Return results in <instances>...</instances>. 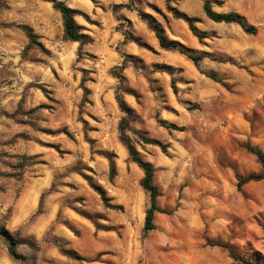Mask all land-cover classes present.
I'll return each mask as SVG.
<instances>
[{"label":"rangeland","instance_id":"1","mask_svg":"<svg viewBox=\"0 0 264 264\" xmlns=\"http://www.w3.org/2000/svg\"><path fill=\"white\" fill-rule=\"evenodd\" d=\"M64 1L93 42L65 38L53 0H0V264H264V180L238 179L263 171L248 146L264 150V0L214 3L255 35L203 0ZM140 13L206 57L163 48ZM118 96L161 190L148 232Z\"/></svg>","mask_w":264,"mask_h":264},{"label":"trees","instance_id":"2","mask_svg":"<svg viewBox=\"0 0 264 264\" xmlns=\"http://www.w3.org/2000/svg\"><path fill=\"white\" fill-rule=\"evenodd\" d=\"M54 7L61 13L62 19H63V25H64V35L65 38L71 41H77L81 42L82 44L93 42L94 39L89 34H86L83 32L84 28L78 24L76 20V16L78 14H81V11L72 8L69 5L66 4L64 0H53ZM204 2V11L208 18L215 22H225V23H237L240 24L243 29L250 34H257L258 28L257 26L253 24H249L246 19L235 12H217L214 10V3H216V0H203ZM220 3V2H219ZM115 7H118L115 6ZM141 17L143 19H148L149 23L151 25V28L156 33L157 38L160 42V45L165 49L170 50H176L179 51L185 55H187L189 58L194 60L195 63L199 64V62L206 57V54H195L192 51H190L188 48H186L184 45H182L177 40L170 39L165 32V29L153 19H151L147 14L140 13ZM176 15L180 18H184L188 21L190 24V27L193 31V33L199 38L204 39L213 36V34L208 33L206 31H201L195 26L196 18H191L188 15L184 13H177ZM150 18V19H149ZM26 32L30 38V44L34 45L36 44V34L33 32L32 28L26 27ZM213 78L219 80L215 75H212ZM84 82L87 80L86 78L83 79ZM175 83V80H174ZM85 92L86 95L90 93V90L88 87L85 86ZM87 97V96H86ZM118 102L120 105V108L125 113V116L122 118L120 123V131H121V138L124 142V144L127 146L129 153L132 157V159L142 168L144 171V178L142 180V186L143 188L150 194V207L147 210L146 215V223H145V231L148 232L150 230H153L156 228L155 225V214L161 210L157 205V199L161 195V190L159 186L155 183V169L151 162L144 159L142 154L137 148V145L135 141L131 138V136L127 133L130 127V122L132 120L133 111L132 109L127 105L126 101L121 97L118 96ZM179 129H183L179 128ZM141 137L145 141H150L144 134L139 133ZM249 150L253 152L260 160L263 171L258 174H250L246 176H239V187L251 182V181H259L264 180V150L251 146H248ZM166 146H163L164 152H166ZM113 171L115 170V164L112 161L111 162ZM2 235L4 236L6 242L8 243L9 252L15 259H21L25 262V258L18 254L17 252V246L19 244V241L14 238V236L6 229L1 231ZM215 245L227 248L232 256H235V251L233 250L232 246L229 243L224 242H217Z\"/></svg>","mask_w":264,"mask_h":264}]
</instances>
